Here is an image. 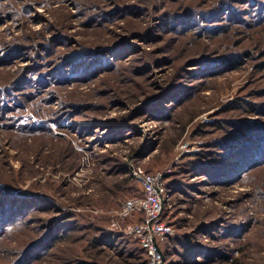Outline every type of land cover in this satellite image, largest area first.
Returning <instances> with one entry per match:
<instances>
[{
    "label": "rangeland",
    "instance_id": "obj_1",
    "mask_svg": "<svg viewBox=\"0 0 264 264\" xmlns=\"http://www.w3.org/2000/svg\"><path fill=\"white\" fill-rule=\"evenodd\" d=\"M263 132L264 0H0V264H145L133 167L162 264H264Z\"/></svg>",
    "mask_w": 264,
    "mask_h": 264
},
{
    "label": "built area",
    "instance_id": "obj_2",
    "mask_svg": "<svg viewBox=\"0 0 264 264\" xmlns=\"http://www.w3.org/2000/svg\"><path fill=\"white\" fill-rule=\"evenodd\" d=\"M132 175L143 190L141 197L125 201L119 217L129 223L122 230L135 238L148 257V264H162L161 243L174 234V228L163 219L168 197L166 174L158 171L148 173L141 167H133ZM140 216L141 220L137 221ZM119 228V224H115Z\"/></svg>",
    "mask_w": 264,
    "mask_h": 264
},
{
    "label": "trees",
    "instance_id": "obj_3",
    "mask_svg": "<svg viewBox=\"0 0 264 264\" xmlns=\"http://www.w3.org/2000/svg\"><path fill=\"white\" fill-rule=\"evenodd\" d=\"M254 138H253V140H250L249 142H246L245 144H243L242 149H240V151H241L240 152L241 153L240 156L245 158L244 159L245 164L247 162L249 164H252V161L257 160L258 158H263L264 159V132L261 135H257V136L255 135ZM254 140H255V142H254ZM148 173H151V172H148ZM166 190H167L168 197H167V200H166V206H165V210H164V214H163V219L164 220L166 219V217L168 215L167 214L169 212L168 205H169V202L171 200V190H170V188H169V186L167 184H166ZM9 191H11V190H7L6 193H11ZM4 208H5V206H4ZM6 210L7 209H5L4 212H6ZM140 220H141V217L140 216H139V218L137 217V221H140ZM123 235H125V234L123 233ZM123 235H122V237H123ZM133 240H134L135 244L137 245V247L139 248V250L141 251V253L143 254V256L145 257V264H148V257L146 255L145 251L141 248L140 244L138 243V241L135 238ZM97 241H99L98 238H96V241H94V243L96 245L95 247H99L100 246L99 244H97ZM114 243L116 244V242H114ZM165 246H166V243L164 241L160 245L163 254L166 252L165 251Z\"/></svg>",
    "mask_w": 264,
    "mask_h": 264
},
{
    "label": "water",
    "instance_id": "obj_4",
    "mask_svg": "<svg viewBox=\"0 0 264 264\" xmlns=\"http://www.w3.org/2000/svg\"><path fill=\"white\" fill-rule=\"evenodd\" d=\"M162 256H163V254H162Z\"/></svg>",
    "mask_w": 264,
    "mask_h": 264
}]
</instances>
